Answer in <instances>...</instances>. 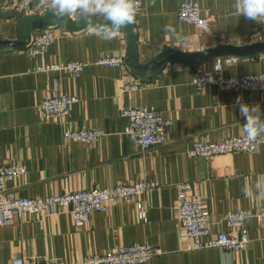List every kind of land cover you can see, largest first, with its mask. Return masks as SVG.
<instances>
[{"label": "crops", "instance_id": "crops-1", "mask_svg": "<svg viewBox=\"0 0 264 264\" xmlns=\"http://www.w3.org/2000/svg\"><path fill=\"white\" fill-rule=\"evenodd\" d=\"M0 0V40L25 42V46L0 50V165L23 163L26 172L6 183L17 197H37L79 189L102 188L125 182L152 181L157 186L136 198L114 202L106 211H94L82 227L69 212L57 209L26 214L0 226V264L18 257L77 264L116 246L151 243L163 250L148 264H264V226L253 216L264 203L245 197L242 189L264 179V142L260 151L193 156L195 141H216L243 134L237 97L259 105L264 119V92L221 91L209 85L199 90L193 75L214 72L211 58L197 65L169 61L151 69V60L166 48L202 52L218 44L264 41L260 23L234 13V0H142L136 23L104 41L91 33L79 17L58 19L39 7V0ZM184 1L198 2L209 27L180 22L178 8ZM93 23L101 17H93ZM170 24L176 35L166 34ZM51 30L54 39L37 57L29 54L33 36ZM179 37V38H177ZM123 56L137 90L121 92L123 70L97 63L100 56ZM231 58V57H230ZM237 61L223 69L225 76L264 72V52L233 56ZM224 59V58H221ZM80 60V76L62 71L37 72L35 67ZM78 97L69 116L46 118L38 105L55 94ZM143 106L172 117L164 144L142 149L125 133L129 123L121 108ZM99 128L107 133L94 144L67 140L64 129ZM264 138V136H262ZM194 184L192 194L202 197L214 231L233 232L224 215L231 210L251 212L245 220L249 242L240 251L219 247L190 249L175 213L179 182ZM141 202L147 219L138 216Z\"/></svg>", "mask_w": 264, "mask_h": 264}, {"label": "built area", "instance_id": "built-area-1", "mask_svg": "<svg viewBox=\"0 0 264 264\" xmlns=\"http://www.w3.org/2000/svg\"><path fill=\"white\" fill-rule=\"evenodd\" d=\"M31 0H26L29 5ZM142 5V0H141ZM141 7V6H140ZM180 22L194 24L205 30L209 27L208 19L202 16V8L198 2L184 1L178 8ZM259 34L264 37V23H260ZM54 39L51 30L36 33L31 41L29 54L37 57L42 54ZM236 58H218L214 63V72H199L193 75V83L199 90L212 85L221 91L245 90L250 92H264V72L244 76H225L223 69L235 64ZM97 63L106 66H118L123 70V77L119 90H137L139 82L131 78L132 71L123 56L104 54ZM86 63L80 60H70L52 64H41L35 67L37 72L62 71L72 76H80ZM78 101L75 95L60 93L45 97L38 105L46 118L64 119L69 116L72 105ZM120 114L128 118L129 123L125 133L136 140L142 149L153 145L164 144L166 132L174 124L172 117L163 112L143 106L121 108ZM106 132L99 128L72 129L66 127L63 136L67 140L94 144L106 136ZM264 142L261 136L255 143H249L244 134L227 136L216 141H195L190 150L193 156L211 158L216 155L245 152L255 153L256 144ZM26 172L23 163H6L0 165V226L21 220L26 214L48 213L54 214L57 209L69 212L72 222L77 227L86 224L94 211H106L114 202L132 199L144 194L148 189L157 186L152 181L125 182L102 188L79 189L63 193H54L37 197H17L8 192L6 183L21 177ZM177 186V200L175 213L182 232L191 240L190 249L219 247L227 251H240L249 242L248 229L244 227L238 213L243 210H231L225 213L224 219L233 232L214 231L210 212L202 201V197L192 194L194 184L189 181L179 182ZM138 216L147 219V214L141 202L137 204ZM245 212V211H244ZM253 216L264 226V208L259 209ZM163 250L151 243L116 246L104 254L87 257L77 264H148ZM11 264H63L56 260L38 259L33 257H18Z\"/></svg>", "mask_w": 264, "mask_h": 264}, {"label": "clouds", "instance_id": "clouds-1", "mask_svg": "<svg viewBox=\"0 0 264 264\" xmlns=\"http://www.w3.org/2000/svg\"><path fill=\"white\" fill-rule=\"evenodd\" d=\"M154 4L155 0H151ZM141 6V0H39V7H45L58 19L64 17H79L85 21L88 30L104 41L118 37L121 30L128 25L136 23V18ZM235 16H243L247 20L264 23V0H234ZM93 17H101V21L93 23ZM166 34L176 35L175 29L170 25L164 26ZM179 38V37H177ZM242 98L237 97L240 115L245 118L241 131L249 143H255L259 137L264 136V119L260 106L242 103ZM257 152L260 151L256 144ZM245 197H255L264 203V179H257L251 187L242 189ZM241 221L251 220L252 213L241 211L238 213Z\"/></svg>", "mask_w": 264, "mask_h": 264}, {"label": "water", "instance_id": "water-1", "mask_svg": "<svg viewBox=\"0 0 264 264\" xmlns=\"http://www.w3.org/2000/svg\"><path fill=\"white\" fill-rule=\"evenodd\" d=\"M80 22H83L82 20ZM25 42L15 40H0V50L25 46ZM264 52V41L248 44H218L215 48L202 52H182L174 48H166L151 60V69H159L165 63L173 60L185 61L190 65H197L211 58H228L233 56H254Z\"/></svg>", "mask_w": 264, "mask_h": 264}]
</instances>
